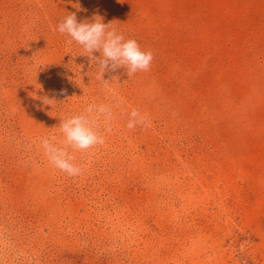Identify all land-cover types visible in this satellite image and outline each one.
I'll return each mask as SVG.
<instances>
[{
	"label": "rangeland",
	"instance_id": "obj_1",
	"mask_svg": "<svg viewBox=\"0 0 264 264\" xmlns=\"http://www.w3.org/2000/svg\"><path fill=\"white\" fill-rule=\"evenodd\" d=\"M69 13L150 69L105 85L57 30ZM90 103L112 131L68 149L70 177L39 141ZM134 108L151 127L127 128ZM263 246L264 0H0V264H264Z\"/></svg>",
	"mask_w": 264,
	"mask_h": 264
},
{
	"label": "clouds",
	"instance_id": "obj_2",
	"mask_svg": "<svg viewBox=\"0 0 264 264\" xmlns=\"http://www.w3.org/2000/svg\"><path fill=\"white\" fill-rule=\"evenodd\" d=\"M57 30L68 37L67 45L75 43L83 48L96 67L97 77L101 78L105 85L110 83L104 79L107 71L115 72L124 68L131 79L137 72L148 71L151 67V51H142L135 39H125L123 34L112 27V23L105 24L99 16H95L92 22H78L76 14L69 13L60 20ZM96 52L100 55L95 56ZM65 92L66 90L62 89L60 94ZM40 99L44 105L52 106L56 103L47 96ZM129 117L126 126L130 130L137 125L151 127V121L138 109H132ZM112 118V106L90 103L82 112L61 119L58 129L62 139L58 140L56 135L41 137L39 147L55 169L70 177L78 176L82 169L74 163L75 156L69 154L68 149L86 152L95 146L103 145L105 135L100 131L101 120L104 132L110 133Z\"/></svg>",
	"mask_w": 264,
	"mask_h": 264
},
{
	"label": "bare ground",
	"instance_id": "obj_3",
	"mask_svg": "<svg viewBox=\"0 0 264 264\" xmlns=\"http://www.w3.org/2000/svg\"><path fill=\"white\" fill-rule=\"evenodd\" d=\"M118 216V215H117ZM119 216H120V214H119ZM123 218H125V217H123ZM128 218V217H127ZM118 219V218H117ZM111 220H112V218H111ZM128 220H129V218H128ZM114 221V220H113ZM118 221V220H117ZM125 221H127V220H125ZM129 222H130V220H129ZM117 224H119V223H116V225ZM113 225V224H112ZM132 225V224H131ZM134 225V224H133ZM123 227V226H122ZM119 228H121V227H119ZM119 228H117V229H119ZM115 229V228H114ZM124 229V228H123ZM130 230V229H129ZM134 230H135V228H134ZM124 231V230H123ZM132 232V231H131ZM115 233H116V231H115ZM119 234V233H118ZM121 235V234H120ZM124 235V234H123ZM264 247V246H263ZM262 247V248H263ZM261 248V247H260ZM264 255V254H263Z\"/></svg>",
	"mask_w": 264,
	"mask_h": 264
}]
</instances>
